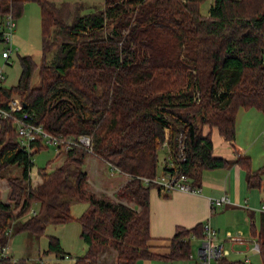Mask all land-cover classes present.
<instances>
[{
    "label": "trees",
    "instance_id": "obj_1",
    "mask_svg": "<svg viewBox=\"0 0 264 264\" xmlns=\"http://www.w3.org/2000/svg\"><path fill=\"white\" fill-rule=\"evenodd\" d=\"M26 1L0 0V21L8 14L20 17ZM37 1L42 58L51 47V27L63 39L51 63L38 69L36 86L30 84L31 58L20 57L18 82L0 86V106L16 95L47 132L89 136L92 154L128 176L116 195L134 206L86 189L82 165L88 153L78 148L65 152L55 169H39L41 181L32 186V156L46 146L24 151L12 123L2 121L0 178L12 165L21 173L7 178L9 202L0 199V264H31L9 251L1 254L14 235L41 236L49 224L73 220L87 249L72 264H97L106 248L116 253L115 264L188 259L191 235L202 238V224L177 227L167 254L149 250V194L155 186L143 178L157 177L159 152L165 151L162 173L197 180L202 170L237 163L246 169L250 188L261 185L262 168L254 170L250 157L230 162L213 156L204 128H216L233 145L239 110L264 115V0H213L207 16L199 10L204 0H105L103 9L82 15L77 10L70 23L53 2ZM77 202L86 207L74 217ZM260 221L254 235L264 264V213ZM44 253L67 256L55 236H48ZM215 264L245 262L222 256Z\"/></svg>",
    "mask_w": 264,
    "mask_h": 264
},
{
    "label": "rangeland",
    "instance_id": "obj_2",
    "mask_svg": "<svg viewBox=\"0 0 264 264\" xmlns=\"http://www.w3.org/2000/svg\"><path fill=\"white\" fill-rule=\"evenodd\" d=\"M53 2L56 6L61 8L59 15H62V18L66 23H70L74 16H76L77 10L79 14H87L94 10L103 9L105 5V0H49ZM213 0H204L200 6L199 10L202 16H207L209 7L212 4ZM70 12L71 16L68 17L67 13ZM58 15V14H57ZM41 16H40V6L37 0H28L26 1L23 13L20 17L15 19L16 26L13 36V45L17 48L16 51H13L10 54L8 62L5 63L4 59L1 57V52L4 49V44L0 42V69H2V74L4 75V80L1 82L5 87L15 86L18 82L22 71V65L20 62V57L29 56L33 62L34 70L30 79V84L36 86L39 83L38 78V69L42 63H51L50 61L54 57V54L57 52L58 44L62 41L63 36L55 33L54 28L51 27V38L50 43L51 47L47 51L46 59L42 58V38H41ZM235 126L239 127V121L235 122ZM237 127V129H238ZM259 130V129H258ZM247 134H246V133ZM242 131L241 134L236 136V144L241 138V144L247 146V154L251 159V167L256 170L261 169L260 177L262 184L264 186V129L256 134V141L252 143L254 138L248 135L247 130ZM235 140V139H234ZM235 142V141H234ZM251 145V146H250ZM254 154H251V153ZM88 153V152H87ZM90 154V153H88ZM165 151L159 152L158 156V166H157V177L162 175L163 168V158L165 157ZM33 168H32V186L37 185L41 181V178L38 177V170L46 168L48 171H51L58 167L63 160L65 155L63 153L58 154L55 152L52 146H46L45 148L37 151L33 154ZM84 162L82 165L83 171L87 174L86 180V189L94 193L98 197H108L113 199L115 202L122 201L129 206H134L133 203H127L126 201L120 200L117 198L116 192H111L113 181H108L106 179L92 180L89 182L88 172L84 167ZM86 166V165H85ZM89 166V165H87ZM86 166V167H87ZM91 171L94 170V166L91 165ZM256 169H255V168ZM99 172V170H98ZM21 173V167L17 165H12L4 172V177L0 178V199L3 202H9L8 194L10 188L8 185L7 178L13 176H19ZM127 176V175H125ZM128 177V176H127ZM112 178V177H110ZM145 179V178H144ZM127 179L125 183L128 181ZM97 186V188H94ZM119 189V188H118ZM157 190V188L154 187ZM94 190V191H93ZM96 191V192H95ZM155 192L154 190L150 193ZM159 192V191H158ZM161 193V192H160ZM86 205L84 203H72L71 214L74 217H79L84 211ZM227 222V219L226 221ZM249 222V219H248ZM81 225L77 220H73L69 223L53 225L49 224L46 227L45 233L41 236L31 235L27 232L16 234L8 241L9 254L14 258H25L31 264H72L73 260L76 257L82 256L86 252V245L80 239ZM227 233H229L227 236ZM48 236H55L59 239L60 245L63 248L64 252L67 254V257L56 258L54 254H45L44 250L48 246ZM222 242H224L225 248L229 249L231 252L230 255H226L229 259L232 260H242L244 261L245 255L250 259L251 264H262L260 256L257 252L252 249L253 245V234L250 227V222L244 226L243 223L239 224H230L229 227L221 235ZM240 239L242 242L235 240ZM11 240V242H10ZM10 244V246H9ZM201 240L192 239L191 240V258L184 260H178L175 262L171 261H155L154 264H197L196 258L198 255V248L200 247ZM225 249V250H226ZM105 250L109 251L108 248ZM104 250V251H105ZM250 250L253 252L251 253ZM229 253V252H228ZM102 254V252H101ZM100 254V255H101ZM116 254V253H115ZM99 255V256H100ZM98 256V259H99ZM116 260V257H115ZM98 262V261H97ZM115 264V262H112ZM211 264H215V261H212ZM247 264V263H245Z\"/></svg>",
    "mask_w": 264,
    "mask_h": 264
},
{
    "label": "crops",
    "instance_id": "obj_3",
    "mask_svg": "<svg viewBox=\"0 0 264 264\" xmlns=\"http://www.w3.org/2000/svg\"><path fill=\"white\" fill-rule=\"evenodd\" d=\"M236 121H239V127L236 126L235 142L233 141V145L224 140L216 128L211 130L207 127L204 128V134L210 133L213 156L224 158L230 162H233L237 155L250 157L246 153L247 146L241 144L239 136L238 142L240 144H236V136L237 134H241L242 131L245 132L246 129L248 135L254 138L252 143L256 141V134L264 129V115L254 108L241 109L237 113ZM251 154L254 153L252 152ZM164 159L165 157L163 158V163L165 164L166 161ZM84 163V167L88 172L89 182L92 181L90 176L93 180L100 178L101 180L113 181L111 183L113 185L111 192L117 191L129 179L125 176L126 174L119 172L93 154H87L84 158ZM85 165L89 166L86 167ZM91 165L95 167L92 171ZM190 180L191 184L197 189L196 192L172 191L163 194L154 188L150 190L155 191L149 194L150 239L148 246L152 253L164 255L169 252L170 238L175 233L177 227L192 228L197 224H203L207 221L216 230L217 241L223 245L224 249H226L224 245L226 239L222 242L221 235L232 223H243L246 226L250 222L253 244L257 242L254 234L260 230V220L263 212L259 209L261 204L264 203V186L262 181L259 187L250 188L247 183L246 169L237 163H231L223 168L202 170L197 180H193L192 178ZM94 188H97V186H94ZM221 197H226L228 202L214 205L211 208V201ZM226 219L227 222H225ZM192 239L201 240V238L191 235ZM108 250L102 252L97 264H112V262H115V252L110 248ZM226 251L227 256L230 255L229 249H226ZM250 252L253 253L251 250ZM160 260L164 261L162 259H139L135 264H154L155 261ZM244 262L251 264L250 259L246 255Z\"/></svg>",
    "mask_w": 264,
    "mask_h": 264
},
{
    "label": "built area",
    "instance_id": "obj_4",
    "mask_svg": "<svg viewBox=\"0 0 264 264\" xmlns=\"http://www.w3.org/2000/svg\"><path fill=\"white\" fill-rule=\"evenodd\" d=\"M15 26L16 22L11 14L6 15L3 20L0 21V36L5 46L1 52V57L4 59L5 63L8 62L10 54L17 50L13 45ZM4 79L2 69H0V86H2L1 82ZM2 121H10L12 123V128L17 135L20 148L28 153L34 152L36 147L35 144L39 143L45 146H52L58 154H64L75 148L83 149L92 154V141L89 136L79 135L65 137L47 132L41 124L35 123L33 114L24 109L23 103L16 95L10 99L6 106H0V123ZM170 166L172 167L173 165L170 164ZM32 172L33 171L30 172L31 179L33 177ZM143 181L144 183L152 182L155 188L163 194L172 191H197L193 184H191L190 178L186 174L180 172L166 171L162 173L160 177H155L154 179L143 178ZM226 202H228L226 197L213 199L211 201V208L214 205H220ZM259 210L264 213V203L261 204ZM202 226L203 237L201 238V244L198 248L196 263L211 264L212 261L227 255V251L223 248V245L217 241L216 230L211 226L210 222H204ZM235 240L242 242L240 239ZM252 249L258 252V242L253 244ZM8 251L9 248L6 245L1 254L3 256H8ZM189 258H191V255Z\"/></svg>",
    "mask_w": 264,
    "mask_h": 264
}]
</instances>
